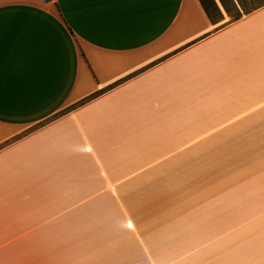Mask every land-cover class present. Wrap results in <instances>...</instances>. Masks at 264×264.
<instances>
[{"label": "crops", "instance_id": "obj_1", "mask_svg": "<svg viewBox=\"0 0 264 264\" xmlns=\"http://www.w3.org/2000/svg\"><path fill=\"white\" fill-rule=\"evenodd\" d=\"M216 1L0 0V264H264V4Z\"/></svg>", "mask_w": 264, "mask_h": 264}, {"label": "trees", "instance_id": "obj_2", "mask_svg": "<svg viewBox=\"0 0 264 264\" xmlns=\"http://www.w3.org/2000/svg\"><path fill=\"white\" fill-rule=\"evenodd\" d=\"M199 2L211 23H217L224 19V14L216 0H199ZM219 2L226 15L230 17V21H235L242 17L243 14L250 13L264 4V0H219ZM74 106L72 105L68 109Z\"/></svg>", "mask_w": 264, "mask_h": 264}, {"label": "rangeland", "instance_id": "obj_3", "mask_svg": "<svg viewBox=\"0 0 264 264\" xmlns=\"http://www.w3.org/2000/svg\"><path fill=\"white\" fill-rule=\"evenodd\" d=\"M228 21L227 22H229L230 21V17H228V19H227Z\"/></svg>", "mask_w": 264, "mask_h": 264}, {"label": "water", "instance_id": "obj_4", "mask_svg": "<svg viewBox=\"0 0 264 264\" xmlns=\"http://www.w3.org/2000/svg\"><path fill=\"white\" fill-rule=\"evenodd\" d=\"M44 1H50V0H44Z\"/></svg>", "mask_w": 264, "mask_h": 264}]
</instances>
